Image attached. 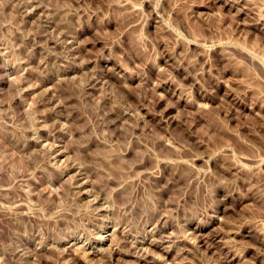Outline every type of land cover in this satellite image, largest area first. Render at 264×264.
Returning a JSON list of instances; mask_svg holds the SVG:
<instances>
[{
    "label": "rangeland",
    "instance_id": "rangeland-1",
    "mask_svg": "<svg viewBox=\"0 0 264 264\" xmlns=\"http://www.w3.org/2000/svg\"><path fill=\"white\" fill-rule=\"evenodd\" d=\"M0 264H264V0H0Z\"/></svg>",
    "mask_w": 264,
    "mask_h": 264
}]
</instances>
